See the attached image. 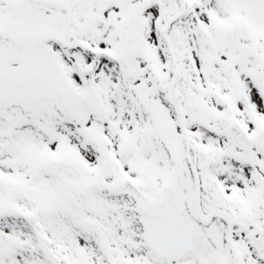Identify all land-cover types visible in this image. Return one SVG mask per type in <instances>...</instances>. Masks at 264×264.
Masks as SVG:
<instances>
[{
    "label": "snow or ice",
    "instance_id": "snow-or-ice-1",
    "mask_svg": "<svg viewBox=\"0 0 264 264\" xmlns=\"http://www.w3.org/2000/svg\"><path fill=\"white\" fill-rule=\"evenodd\" d=\"M0 264H264V0H0Z\"/></svg>",
    "mask_w": 264,
    "mask_h": 264
}]
</instances>
